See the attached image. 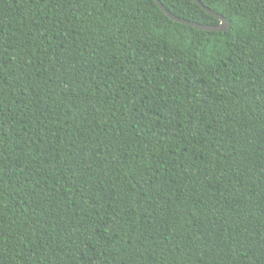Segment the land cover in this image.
I'll return each instance as SVG.
<instances>
[{"label": "trees", "instance_id": "trees-1", "mask_svg": "<svg viewBox=\"0 0 264 264\" xmlns=\"http://www.w3.org/2000/svg\"><path fill=\"white\" fill-rule=\"evenodd\" d=\"M199 2L0 0V264H264V0Z\"/></svg>", "mask_w": 264, "mask_h": 264}, {"label": "water", "instance_id": "water-1", "mask_svg": "<svg viewBox=\"0 0 264 264\" xmlns=\"http://www.w3.org/2000/svg\"><path fill=\"white\" fill-rule=\"evenodd\" d=\"M155 3L157 4V6L160 8V10L166 15L168 16V18H170L172 21L176 22V23H180V24H184V25H189L192 28H195L197 30H201V31H206V32H228L230 30V23L223 17H221L220 15H218L217 13H214L212 11H210L209 9H207L204 5H202L199 0H192L193 2H195L198 6H200L206 13H208L210 16H213L214 18H216L219 22L218 25L216 26H204V25H199L196 23H192L186 20H182L179 19L177 17H175L174 15H172L168 10H166L164 8V6L160 3L159 0H154Z\"/></svg>", "mask_w": 264, "mask_h": 264}]
</instances>
